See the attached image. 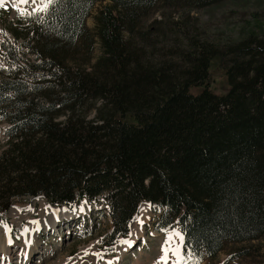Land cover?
<instances>
[{
    "label": "trees",
    "instance_id": "trees-1",
    "mask_svg": "<svg viewBox=\"0 0 264 264\" xmlns=\"http://www.w3.org/2000/svg\"><path fill=\"white\" fill-rule=\"evenodd\" d=\"M223 1L60 0L41 13L44 23L20 16L10 26L15 42L0 43V121L9 123L0 214L20 196L102 200L114 244L149 202L163 209L157 229L184 235L185 264L263 237L264 39L220 48L173 22L164 56L176 59L159 63L145 54L152 44L135 41L149 36L142 22L159 2L180 11ZM100 2L108 3L92 31L87 20ZM216 57L230 85L224 94L210 84Z\"/></svg>",
    "mask_w": 264,
    "mask_h": 264
},
{
    "label": "rangeland",
    "instance_id": "rangeland-1",
    "mask_svg": "<svg viewBox=\"0 0 264 264\" xmlns=\"http://www.w3.org/2000/svg\"><path fill=\"white\" fill-rule=\"evenodd\" d=\"M107 3L95 5L87 20L90 30L95 28V15L100 7ZM33 7L35 4L31 2H0V43L5 39L15 42L10 26L20 18L19 10L31 11ZM173 22L185 26L191 38L220 48L250 35L264 39V0H225L202 9L180 11H170L159 2L142 22L141 30L150 32L149 36H138L135 40L140 46L146 40L152 44L144 50L152 63L176 59L164 56L178 33ZM21 43L19 41L17 46L21 47ZM100 54L97 43L91 63ZM221 61V57L214 58L210 68V84L218 94L226 93L230 87ZM0 64H5L1 51ZM93 116V112L89 114L90 118ZM8 125V122L0 121V153L6 145L4 132ZM142 204L128 237H122L112 245V220L102 200L85 199L75 204L54 206L42 195L16 197L11 207L0 214V264H108L109 261L112 264H157L163 255L162 245L167 235L173 230H180L177 226L167 230L157 229L156 220L163 209L150 203ZM51 224H54L53 228L48 229ZM28 228L34 236L30 240L24 233ZM122 241H129L132 246ZM177 243L179 239L174 237L171 247ZM175 261L176 256L169 251L167 264H175ZM201 264H264V236L228 243L214 258L205 259Z\"/></svg>",
    "mask_w": 264,
    "mask_h": 264
},
{
    "label": "snow or ice",
    "instance_id": "snow-or-ice-1",
    "mask_svg": "<svg viewBox=\"0 0 264 264\" xmlns=\"http://www.w3.org/2000/svg\"><path fill=\"white\" fill-rule=\"evenodd\" d=\"M0 2H2V0H0ZM15 2L20 3V4H28L29 2H31L35 4V7H33L31 11L19 10V14L22 17H30V18L34 17L40 23H44L45 18L43 15H41V13H48L50 10V7L58 4L60 0H15ZM174 237H178L179 243H177L175 247H171V242ZM184 240H185V237L180 231L173 230L170 234H168L164 242V245H162L163 255L160 257V260L157 262V264H160L161 261H163L164 264H167V258H168L169 251H171L173 255L176 256L175 264H182V262L185 259V253L183 252V249L186 246L184 245ZM9 243H11V240L9 241ZM122 243L128 244L129 247L132 246L131 242L129 241H122ZM186 255L188 259L192 258L191 252L186 253ZM109 264H112V262L109 261Z\"/></svg>",
    "mask_w": 264,
    "mask_h": 264
},
{
    "label": "bare ground",
    "instance_id": "bare-ground-1",
    "mask_svg": "<svg viewBox=\"0 0 264 264\" xmlns=\"http://www.w3.org/2000/svg\"><path fill=\"white\" fill-rule=\"evenodd\" d=\"M144 204H149V203H144ZM142 205H143V204H142ZM142 205H141V206H142ZM141 206H140V208H141ZM53 208H54V207H53ZM52 222H53V221H52ZM51 226H52V227H51ZM51 226H50V227L47 226V228H48V229H52L53 226H54V224H51ZM132 226H133V225H132ZM132 228H133V227H131V230H132ZM31 232H32V231H30L29 228L27 229V231L24 232V233H25V237L28 238L29 240H30L31 238H34L33 234H31ZM2 247H3V246H2ZM7 252H8V251H7ZM108 264H109V263H108Z\"/></svg>",
    "mask_w": 264,
    "mask_h": 264
}]
</instances>
